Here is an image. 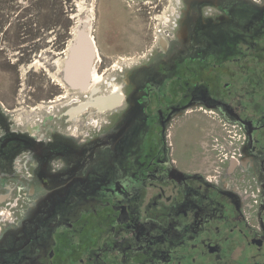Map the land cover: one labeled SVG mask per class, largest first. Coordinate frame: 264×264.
<instances>
[{
    "label": "flooded vegetation",
    "instance_id": "obj_1",
    "mask_svg": "<svg viewBox=\"0 0 264 264\" xmlns=\"http://www.w3.org/2000/svg\"><path fill=\"white\" fill-rule=\"evenodd\" d=\"M203 1L175 0L136 65L95 55L85 92L63 80L75 38L56 53L53 32L20 33L36 45L14 83L34 111L15 123L0 91V264H264V0ZM0 4L23 20V0ZM196 113L213 161L180 165L173 138Z\"/></svg>",
    "mask_w": 264,
    "mask_h": 264
},
{
    "label": "rangeland",
    "instance_id": "obj_2",
    "mask_svg": "<svg viewBox=\"0 0 264 264\" xmlns=\"http://www.w3.org/2000/svg\"><path fill=\"white\" fill-rule=\"evenodd\" d=\"M28 1L29 6H27V0H23L26 7H22L21 19L23 20L21 21H18L20 20L18 16L16 17L18 8L0 4V19L8 18V21H0V49L3 48V51L0 50V91L6 93V99L9 101L7 105L16 109L15 123H19V121L25 123L24 118L28 117V113L34 111V109H28L29 105H34L32 102L29 104L25 98L27 86H19L23 89V91H19L14 83L17 73H15V67L11 62L17 63L16 53L19 47L24 46L23 48L29 49L36 45V43L34 44L36 40L32 42L30 38L26 39V36L21 39L20 33L36 32L42 38L45 33L53 32L54 45L52 49L57 53L66 48L69 40L75 38L77 28L85 23L82 22L84 19H87L93 28L101 59L107 65L121 63L123 59L129 58L131 65H136L144 60L145 53L147 55L151 53V49L157 47L158 31H165L166 24L171 27V22H168L170 19L169 10L175 7V0H162L163 4L159 7L155 6V4H159V0ZM158 10L161 11L158 12ZM60 64L61 59L56 56L54 71L50 73L54 80L55 97L57 98L64 94L60 93L59 89L61 88L57 86L61 79L59 76ZM101 64L103 65V63ZM22 75L24 78L27 76L25 70L22 71ZM111 75L113 74L108 72L102 81L108 80ZM99 84L95 83L94 86ZM57 104L58 102L52 112L56 114L53 126L65 130L69 125L64 120H58L61 111H58L60 106ZM7 108L9 107L7 106ZM21 108L24 109L20 110ZM21 111L25 113L23 114ZM190 119L191 126H188L184 132L178 131L174 135V156L180 165L190 166L198 164L204 159L205 154H210L209 159H205L209 165L208 162L213 161L212 152L203 151L202 143L206 138V131L203 128H210V120L199 113L192 115ZM33 126H35L34 123ZM12 198L14 200L15 197ZM9 208L10 202L7 206H2L0 211L4 212Z\"/></svg>",
    "mask_w": 264,
    "mask_h": 264
},
{
    "label": "water",
    "instance_id": "obj_3",
    "mask_svg": "<svg viewBox=\"0 0 264 264\" xmlns=\"http://www.w3.org/2000/svg\"><path fill=\"white\" fill-rule=\"evenodd\" d=\"M209 2L210 0H204ZM203 1V2H204ZM85 53L87 57L86 66L84 70V74L81 78H78L74 74V69L76 67V63L80 56ZM95 57V46L91 39V35L87 32V28L85 23L82 24L76 30V37L74 41H72V45L70 48V56L66 62L64 71H63V79L64 81L73 89L79 92L88 91L90 88V72L94 63ZM114 104L113 100H109L106 102L104 107H101L100 104H96L95 102L91 103L90 106L98 107L100 110L104 108L111 107Z\"/></svg>",
    "mask_w": 264,
    "mask_h": 264
},
{
    "label": "bare ground",
    "instance_id": "obj_4",
    "mask_svg": "<svg viewBox=\"0 0 264 264\" xmlns=\"http://www.w3.org/2000/svg\"><path fill=\"white\" fill-rule=\"evenodd\" d=\"M109 16V15H108ZM82 22H85L86 28H87V32L91 35V39L93 41V43L95 44V55L97 56V58L100 57L99 54V49L97 46V40L95 35L93 34V28H91V24L87 19H84ZM93 26V25H92ZM76 30V29H75ZM86 61H87V57L85 55V53H83L80 58L78 59L77 63H76V67L74 69V74L76 77L81 78L84 74V70H85V66H86ZM98 61L97 59L95 60V62L93 63V66L91 68V72H90V77H91V82H90V86H94L95 83H97L98 81H100V77L97 74V67H98ZM64 80V79H63ZM61 82V84H65L62 80L58 81ZM83 109V107H81V110ZM80 112V111H79ZM78 112H74L72 111L70 113L71 117H73L74 115H76ZM32 129V128H31Z\"/></svg>",
    "mask_w": 264,
    "mask_h": 264
},
{
    "label": "built area",
    "instance_id": "obj_5",
    "mask_svg": "<svg viewBox=\"0 0 264 264\" xmlns=\"http://www.w3.org/2000/svg\"><path fill=\"white\" fill-rule=\"evenodd\" d=\"M227 139H228V140H227V141H228V143L232 144V141H231V139H230L229 137H228ZM223 154H225V153H224V149H223V148H221V150L219 151L218 155H223Z\"/></svg>",
    "mask_w": 264,
    "mask_h": 264
}]
</instances>
